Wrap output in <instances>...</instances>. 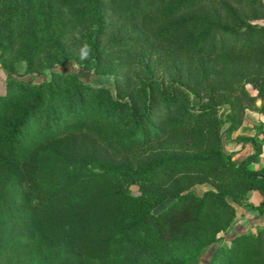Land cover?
I'll list each match as a JSON object with an SVG mask.
<instances>
[{
    "label": "trees",
    "instance_id": "obj_1",
    "mask_svg": "<svg viewBox=\"0 0 264 264\" xmlns=\"http://www.w3.org/2000/svg\"><path fill=\"white\" fill-rule=\"evenodd\" d=\"M262 17L263 0H0L4 69L74 58L112 79L55 69L5 79L0 264H182L172 250L214 240L248 190L263 212L264 165L252 166L261 144L251 139L236 160L221 146L244 107L259 99L264 115ZM89 25L91 36L77 34ZM85 42L92 52L81 59ZM153 45L199 65L168 80L132 75L136 54ZM193 99L204 100L195 108ZM202 182L210 187L190 190ZM227 235L211 261L264 264V223Z\"/></svg>",
    "mask_w": 264,
    "mask_h": 264
},
{
    "label": "rangeland",
    "instance_id": "obj_2",
    "mask_svg": "<svg viewBox=\"0 0 264 264\" xmlns=\"http://www.w3.org/2000/svg\"><path fill=\"white\" fill-rule=\"evenodd\" d=\"M256 21L264 22V17L258 18ZM94 31V25H89L77 30V34L81 36H91ZM108 37L110 36H107V38ZM198 65L199 60L197 62L191 58L166 54L159 46L153 45L136 54L135 69L132 71V75L136 77L154 76L168 80L176 78L179 72L184 73L186 71L195 69L198 67ZM51 69L71 70L78 72L84 81H87L91 84L111 85L112 83L110 74L102 73L101 71H95L90 67L85 68L80 61L74 58H67L62 62L53 64L52 67H43L38 72L25 71L23 61H17L12 71H7L0 65V90L3 88L5 79L9 76L22 80H40L48 77ZM228 77L226 78V82L228 81ZM243 85L249 93H254V89L248 82H243ZM203 100L204 99H200L198 102L197 100H194V107L196 108L202 104ZM260 103L261 101L256 99L252 104L244 107L242 110L241 122L239 126L230 132L223 130L221 136V146L224 155H230L235 160L250 151L251 139L257 143H260L262 146V151L258 160L253 163L252 166L262 165V162L264 161V115L257 110ZM218 108V113L224 117V112L228 110L226 103L222 102ZM224 126L225 123H222L221 127ZM207 187H210V184L207 182L195 183L190 187V190L195 194H199L204 188ZM129 189L131 192L136 193V184H130ZM165 202L166 200L162 201L156 207H154L153 210L162 207ZM251 205L252 204L246 201V199L242 201V204L235 205V215L233 217V221L227 226L225 230L218 231L214 240L201 245L196 249H193L194 247L189 249L188 244L176 246L172 250V253L175 256H180L182 258V264H217V257L219 254L215 255L216 257L213 261H211V256L214 251L217 250V248L224 247L227 244V234L233 233L237 229L249 231L255 230H250L251 227L248 226L249 217H245V219L241 218L246 208H252ZM240 221L242 224H240Z\"/></svg>",
    "mask_w": 264,
    "mask_h": 264
},
{
    "label": "crops",
    "instance_id": "obj_3",
    "mask_svg": "<svg viewBox=\"0 0 264 264\" xmlns=\"http://www.w3.org/2000/svg\"><path fill=\"white\" fill-rule=\"evenodd\" d=\"M260 157H262V156H260ZM262 165H264V161L262 162ZM260 198H261V195L257 191L248 190L246 192V198L245 199H246V201H248L252 205L257 204V202ZM245 215H247V216H245ZM245 217L246 218L249 217V219H248L249 225L248 226L251 227L250 230H253L256 227H260L264 223V211L261 213H258L255 209L249 207V208H246L244 210V214L241 218L245 219ZM240 224H242L241 221H240Z\"/></svg>",
    "mask_w": 264,
    "mask_h": 264
},
{
    "label": "clouds",
    "instance_id": "obj_4",
    "mask_svg": "<svg viewBox=\"0 0 264 264\" xmlns=\"http://www.w3.org/2000/svg\"><path fill=\"white\" fill-rule=\"evenodd\" d=\"M91 52H92L91 46L86 42L83 43L79 49V54L81 59H87L91 54Z\"/></svg>",
    "mask_w": 264,
    "mask_h": 264
}]
</instances>
